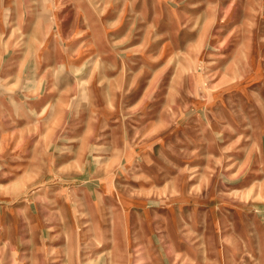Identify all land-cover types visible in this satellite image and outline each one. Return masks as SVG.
Wrapping results in <instances>:
<instances>
[{
	"label": "rangeland",
	"instance_id": "1",
	"mask_svg": "<svg viewBox=\"0 0 264 264\" xmlns=\"http://www.w3.org/2000/svg\"><path fill=\"white\" fill-rule=\"evenodd\" d=\"M0 264H264V0H0Z\"/></svg>",
	"mask_w": 264,
	"mask_h": 264
}]
</instances>
